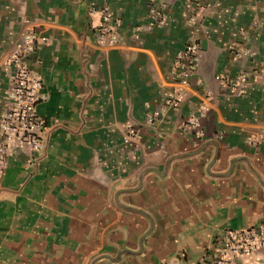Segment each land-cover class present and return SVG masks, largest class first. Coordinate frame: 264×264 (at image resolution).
Instances as JSON below:
<instances>
[{
  "label": "crops",
  "instance_id": "obj_1",
  "mask_svg": "<svg viewBox=\"0 0 264 264\" xmlns=\"http://www.w3.org/2000/svg\"><path fill=\"white\" fill-rule=\"evenodd\" d=\"M154 5L0 0V116L10 53L35 28L47 120L44 148L15 147L0 174V264H214L219 235L264 224V0H167L165 24L140 28ZM104 6L117 43L98 42ZM191 40L198 67L170 108ZM234 262L264 264V247Z\"/></svg>",
  "mask_w": 264,
  "mask_h": 264
},
{
  "label": "built area",
  "instance_id": "obj_2",
  "mask_svg": "<svg viewBox=\"0 0 264 264\" xmlns=\"http://www.w3.org/2000/svg\"><path fill=\"white\" fill-rule=\"evenodd\" d=\"M154 2L148 23L140 28L151 30L165 24L167 0H154ZM120 22L109 6L101 8V21L97 26L98 42L101 44L119 42L116 25ZM45 38L46 36L41 35L35 28H29L9 56L8 62L13 68V83L7 94L6 108L0 116V174L5 170L7 154L15 147L28 145L36 151L44 148L42 134L47 126V120L37 109L38 103L44 98V80L42 75L31 66L30 59L38 41ZM199 55L200 48L194 40L189 41L178 52L174 75L179 86L168 93L167 107L178 108L185 99L186 87L197 70ZM246 78V74L239 75L232 81V87L241 92V85ZM207 111L208 106L203 105L199 114L189 117L184 125L198 126L201 117ZM158 116L160 112H153L149 120L153 121ZM126 135L127 139L139 136L132 122L126 124ZM216 243L214 264H235V257L255 254L264 247V224L243 229H228L218 236Z\"/></svg>",
  "mask_w": 264,
  "mask_h": 264
}]
</instances>
